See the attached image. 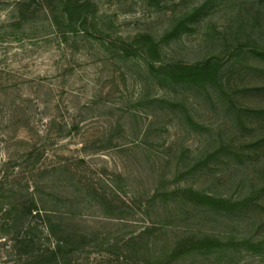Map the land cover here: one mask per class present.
Segmentation results:
<instances>
[{
  "label": "rangeland",
  "instance_id": "obj_1",
  "mask_svg": "<svg viewBox=\"0 0 264 264\" xmlns=\"http://www.w3.org/2000/svg\"><path fill=\"white\" fill-rule=\"evenodd\" d=\"M15 1L0 0V264H23L4 214L31 192L97 236L71 264L155 262L207 236L235 246L171 264H264V0H92L88 34L39 14L14 36ZM203 4L191 31L163 40ZM145 34L160 44L154 68L218 64L220 87L125 56ZM189 189L245 204L215 211Z\"/></svg>",
  "mask_w": 264,
  "mask_h": 264
},
{
  "label": "trees",
  "instance_id": "obj_2",
  "mask_svg": "<svg viewBox=\"0 0 264 264\" xmlns=\"http://www.w3.org/2000/svg\"><path fill=\"white\" fill-rule=\"evenodd\" d=\"M206 6L207 4H203L193 9L185 19L164 36L163 40L177 36L183 30L191 31V24L198 21L197 19ZM94 7L92 0H16L10 10L11 17L7 27L10 29L11 35L24 34L27 26L31 25L34 19L41 14L47 27L57 33L63 35L88 34L89 28L96 27L93 16ZM122 49L125 56L147 58V64L151 70L163 74L173 83L188 84L200 88L220 87V66L218 64L211 62L197 63L191 66L170 64L154 68L153 62H160V44L149 34L136 36ZM259 55L264 58V53ZM258 113L262 114L263 112ZM32 155L30 154L28 158ZM27 194L26 199L11 204V208L4 214L7 218H11L13 228L21 230L22 237L17 241V245H19V256L24 259L23 264H71L76 256L78 258L85 253L86 247L91 243H98L97 236L75 224L72 215L50 208L47 205L48 200L41 196L37 200L32 192ZM183 195H186L185 199L194 205L208 207L215 211H235L245 204L243 201L231 202L214 198L191 189ZM97 197L99 194H96L95 198ZM100 203L104 208L110 209V212L113 211L112 204ZM232 246H235L232 241L223 242L208 236L204 238L190 237L179 241L176 249L168 257L157 259L155 262L145 261L143 264H171L172 261L185 255L207 254Z\"/></svg>",
  "mask_w": 264,
  "mask_h": 264
}]
</instances>
